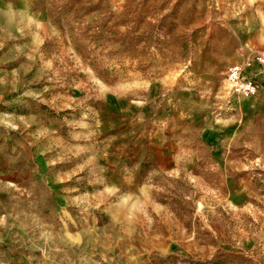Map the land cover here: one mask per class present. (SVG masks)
I'll list each match as a JSON object with an SVG mask.
<instances>
[{"label": "rangeland", "instance_id": "374dc122", "mask_svg": "<svg viewBox=\"0 0 264 264\" xmlns=\"http://www.w3.org/2000/svg\"><path fill=\"white\" fill-rule=\"evenodd\" d=\"M264 0H0V264H264Z\"/></svg>", "mask_w": 264, "mask_h": 264}, {"label": "built area", "instance_id": "2783aa9c", "mask_svg": "<svg viewBox=\"0 0 264 264\" xmlns=\"http://www.w3.org/2000/svg\"><path fill=\"white\" fill-rule=\"evenodd\" d=\"M253 63L264 67V52L257 53L252 60L247 61L245 64L232 63L226 70V80L231 89L248 98L256 96L259 90L256 76L249 74L247 71V68Z\"/></svg>", "mask_w": 264, "mask_h": 264}]
</instances>
